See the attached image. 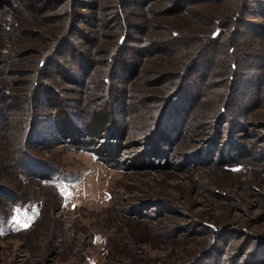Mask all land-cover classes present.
Returning <instances> with one entry per match:
<instances>
[{
  "label": "rangeland",
  "instance_id": "374dc122",
  "mask_svg": "<svg viewBox=\"0 0 264 264\" xmlns=\"http://www.w3.org/2000/svg\"><path fill=\"white\" fill-rule=\"evenodd\" d=\"M11 3L0 264H264V0Z\"/></svg>",
  "mask_w": 264,
  "mask_h": 264
},
{
  "label": "trees",
  "instance_id": "16d2710c",
  "mask_svg": "<svg viewBox=\"0 0 264 264\" xmlns=\"http://www.w3.org/2000/svg\"><path fill=\"white\" fill-rule=\"evenodd\" d=\"M124 1H125V0H119V4L116 5V8H115L116 14L118 13V16H120V19L123 20V21H124V18H123V13H122V10H121V6H123ZM75 3H76V2H75ZM75 3H73V6L76 5ZM82 3H84V2H82ZM10 8H12L11 0H0V11H2L3 9H10ZM259 8H261V7H259ZM237 13H238V12L235 10L233 16H235V17L238 16L239 13H238V14H237ZM76 15H77V14H76ZM235 17H234V18H235ZM123 28H124V26H123ZM220 34H221V29L218 28V27H216V28L212 31L211 35L209 36V42H210L211 44H215V43H216V44L218 45V44H219V39H218V37L220 36ZM122 37L124 38V36H122ZM121 49H123V47H121ZM232 50H233V49H230V52H231ZM118 66H119L118 69H117V67L114 69L116 72H118L119 70H120V71H123L122 68H124L126 65H125L124 62H123V63H120ZM108 68L110 69V65L108 66ZM230 69H232V70L236 69V65L234 64V62H233V63H230ZM127 70H128L129 72H132V73L137 72V69H134L132 65H130V67H129ZM103 83H104V84H107V86H108V79L105 78ZM107 86H106V87H107ZM221 110L224 112L225 108H222ZM80 144H83V143H80ZM80 146H86V144H85V145H80ZM97 151L100 152L101 149H99V150H97ZM218 162H219L220 164H225V163H227V161L224 160V158L221 159V160L218 161ZM218 162H217V163H218Z\"/></svg>",
  "mask_w": 264,
  "mask_h": 264
}]
</instances>
